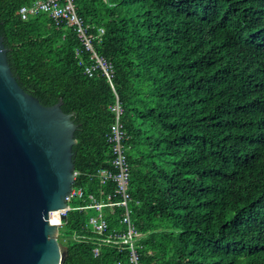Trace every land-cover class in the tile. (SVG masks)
<instances>
[{"label":"trees","instance_id":"16d2710c","mask_svg":"<svg viewBox=\"0 0 264 264\" xmlns=\"http://www.w3.org/2000/svg\"><path fill=\"white\" fill-rule=\"evenodd\" d=\"M34 1L0 0V34L19 85L72 114L74 186L116 188L98 173L113 171L118 104L140 260L264 264V0H75L108 75L86 71L96 59L75 26L21 19ZM85 212L64 228L94 235ZM104 212L124 230L122 206ZM65 245L63 264H128L125 247L95 257L93 241Z\"/></svg>","mask_w":264,"mask_h":264},{"label":"water","instance_id":"95a60500","mask_svg":"<svg viewBox=\"0 0 264 264\" xmlns=\"http://www.w3.org/2000/svg\"><path fill=\"white\" fill-rule=\"evenodd\" d=\"M61 105L19 85L0 34V264H63L68 255L54 223L74 182L77 126Z\"/></svg>","mask_w":264,"mask_h":264},{"label":"built area","instance_id":"2783aa9c","mask_svg":"<svg viewBox=\"0 0 264 264\" xmlns=\"http://www.w3.org/2000/svg\"><path fill=\"white\" fill-rule=\"evenodd\" d=\"M19 14L23 20H27L37 14H46L56 21H66L68 26H75L78 36L83 41L85 48L91 51L92 57L96 59V65L86 68V71L91 74V72L99 66L105 70V64L96 55L92 46V39L87 35L86 29L83 26V20L78 15L75 0H35L30 5L21 6ZM105 73L108 75L106 70ZM114 110L116 112V120L111 126L110 135L113 155L111 165L113 171H110L109 169H101L98 175L100 177V183L105 184L107 181L111 180L116 183V188L110 193H104V191L99 190L98 195L96 193L86 195L82 187L74 186L76 177L79 174L78 171L74 170V182L71 192L66 198V207H64L63 213L57 217L54 224L58 227V238L65 242V238L60 237V233L64 229L63 220H61L60 217H67V214L73 210H92L93 214L88 217L87 226L94 235L78 233L75 231L72 232L73 234L68 239L66 238V242L70 239L77 242L93 241L95 243V247L93 248V254L95 257L100 254L103 246L116 245L119 247H125L129 250L128 264H144L140 260L137 251L141 233L136 231L135 225L131 219L132 210L129 206V202L131 201L128 191L130 168L126 157V147L123 143L124 132L120 122V106L115 104ZM116 195L120 197L118 201L114 200ZM70 202L75 203L76 205L71 206ZM81 202H84V204H81ZM114 205L122 206L124 208L122 214L124 230L121 232H118L115 229L110 231L104 212L106 206ZM85 232L89 231L86 229ZM115 264L123 263L118 261Z\"/></svg>","mask_w":264,"mask_h":264},{"label":"rangeland","instance_id":"374dc122","mask_svg":"<svg viewBox=\"0 0 264 264\" xmlns=\"http://www.w3.org/2000/svg\"><path fill=\"white\" fill-rule=\"evenodd\" d=\"M70 205H71V206H74V205H76V204L70 202ZM85 214L87 215V217H90V216H92L93 211H92V210H87V211L85 212ZM72 234H73V233H71V231H68L67 229L64 228L63 231L60 233V237L65 238V243L67 244V242H66V238L68 239ZM69 241H73V240L70 239ZM69 241H68V242H69Z\"/></svg>","mask_w":264,"mask_h":264}]
</instances>
